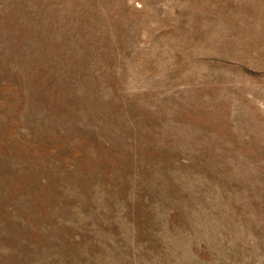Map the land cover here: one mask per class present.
Segmentation results:
<instances>
[{"label": "rangeland", "instance_id": "rangeland-1", "mask_svg": "<svg viewBox=\"0 0 264 264\" xmlns=\"http://www.w3.org/2000/svg\"><path fill=\"white\" fill-rule=\"evenodd\" d=\"M0 264H264V0H0Z\"/></svg>", "mask_w": 264, "mask_h": 264}]
</instances>
